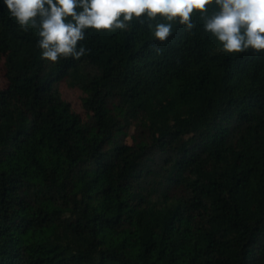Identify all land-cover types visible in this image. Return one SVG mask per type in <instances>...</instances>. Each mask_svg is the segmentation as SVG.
I'll return each instance as SVG.
<instances>
[{
    "label": "trees",
    "instance_id": "1",
    "mask_svg": "<svg viewBox=\"0 0 264 264\" xmlns=\"http://www.w3.org/2000/svg\"><path fill=\"white\" fill-rule=\"evenodd\" d=\"M192 16L159 17L166 43L86 29L51 62L0 0V264H264V50Z\"/></svg>",
    "mask_w": 264,
    "mask_h": 264
},
{
    "label": "clouds",
    "instance_id": "2",
    "mask_svg": "<svg viewBox=\"0 0 264 264\" xmlns=\"http://www.w3.org/2000/svg\"><path fill=\"white\" fill-rule=\"evenodd\" d=\"M4 5L24 31L38 30L42 58L51 62L86 55L88 50L78 44L86 29L128 31L136 22L133 17L147 22L156 40L166 43L173 24L159 17L179 18L190 32L196 27L194 11L200 13L203 31L214 35L223 51L264 50V0H214V5L213 0H4Z\"/></svg>",
    "mask_w": 264,
    "mask_h": 264
},
{
    "label": "rangeland",
    "instance_id": "3",
    "mask_svg": "<svg viewBox=\"0 0 264 264\" xmlns=\"http://www.w3.org/2000/svg\"><path fill=\"white\" fill-rule=\"evenodd\" d=\"M1 83H2V76L0 72V86H2ZM58 88L63 99L70 102L72 110L80 117L81 120L86 121L88 119V115H86L84 110L82 109L80 92L75 88L72 89L69 88L64 80H62L58 84ZM141 128H142L141 122L138 119L134 120L133 124L131 125L128 131V136L125 142L130 144L132 142L130 136H132L133 134H137L141 130Z\"/></svg>",
    "mask_w": 264,
    "mask_h": 264
}]
</instances>
